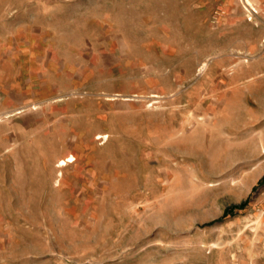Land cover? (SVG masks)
<instances>
[{
    "label": "rangeland",
    "instance_id": "rangeland-1",
    "mask_svg": "<svg viewBox=\"0 0 264 264\" xmlns=\"http://www.w3.org/2000/svg\"><path fill=\"white\" fill-rule=\"evenodd\" d=\"M263 178L264 0H0V264H264Z\"/></svg>",
    "mask_w": 264,
    "mask_h": 264
},
{
    "label": "trees",
    "instance_id": "trees-1",
    "mask_svg": "<svg viewBox=\"0 0 264 264\" xmlns=\"http://www.w3.org/2000/svg\"><path fill=\"white\" fill-rule=\"evenodd\" d=\"M263 181H264V178H263ZM243 207V204L239 205V206H234V207H231V208H228L227 210V213H233L234 210H236L237 208H242Z\"/></svg>",
    "mask_w": 264,
    "mask_h": 264
}]
</instances>
